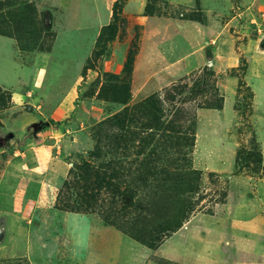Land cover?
<instances>
[{"label": "rangeland", "instance_id": "1", "mask_svg": "<svg viewBox=\"0 0 264 264\" xmlns=\"http://www.w3.org/2000/svg\"><path fill=\"white\" fill-rule=\"evenodd\" d=\"M0 1V27L16 39L25 63H34L29 57L34 52H51L56 42L55 57L45 67L51 90L47 108L75 95V108H67L62 120L40 119L38 104L25 106L39 121L30 126L29 136L44 127L71 129L63 147L70 172L49 180L46 199L30 200V194L26 203L33 216L25 215L23 225H14L21 228L22 234L16 230L21 242L35 226L42 240L67 245L75 240L81 218L68 227L53 226L56 214L45 212L52 205L70 218L86 217L83 234L88 241L91 227L108 228L109 233L100 228L93 234L109 246L105 261L96 246L98 264H264V76L257 72L264 70V0H219L221 17L203 8L201 0H119L116 18L117 0H45L41 6L39 0ZM149 17L175 19L185 26L178 40L155 35L154 41L160 56L166 57L172 47L171 63L185 67V75L144 88L146 83L138 81L145 78L148 65L143 57L136 68V60ZM115 19V38L95 57L104 30ZM219 19L225 29L217 37L194 42L191 21L213 25ZM13 49L4 44L3 57ZM222 96L224 107L214 108L222 104ZM150 97L151 104L140 106ZM130 110L145 120L130 123L131 133L117 146L110 138L119 130L109 120ZM22 119L18 117L20 126ZM12 137L0 126V144ZM259 152L260 164L255 161ZM0 203L5 210L16 206L13 200ZM38 206L45 213L33 211ZM235 210L253 212L258 225L253 232L230 228L226 220L232 218L226 214ZM5 221L2 214L0 222ZM182 222L181 228L192 223L195 233L178 237V231L166 232ZM138 234L163 240L150 248ZM181 242L184 249H179ZM20 246L25 248L26 242ZM62 252L50 257V264H81L73 245ZM7 256H0V264H31L23 255Z\"/></svg>", "mask_w": 264, "mask_h": 264}, {"label": "crops", "instance_id": "2", "mask_svg": "<svg viewBox=\"0 0 264 264\" xmlns=\"http://www.w3.org/2000/svg\"><path fill=\"white\" fill-rule=\"evenodd\" d=\"M43 2H45V0H39L38 5L41 6ZM171 2L179 3L180 1L171 0ZM188 2H193V0H188ZM201 3L203 8L214 9L213 15L221 17L219 9L221 7V1L209 0L210 4L206 5L205 0H201ZM147 19L143 46L137 57L138 60H136V68L137 61L139 62L143 57L148 65L145 78H143L142 82L138 81L142 86L146 83L144 88L154 87L156 85L155 80H157V82L162 79L170 80L172 77L178 76L179 73L185 75V67L182 69L179 67L177 68L171 63L174 59L171 58V55L174 54L172 47L170 53L166 55V57L163 55L160 56L158 54L157 42H154L155 35H158L161 39L164 38L165 40L171 38L169 41L178 40L181 35L179 34V31L185 26L181 25L180 22L175 19L174 22L157 17H149ZM191 23L192 24L189 26V32L192 33L193 36L190 37L198 44L201 42V39L211 40L213 37H217V35L220 34L218 32L225 29V25L220 19L213 25H205L198 23L197 21H191ZM199 24H202V26L204 25L203 28L200 27ZM158 31H161V34H157ZM196 35H198L199 39ZM191 38H189L190 41ZM4 44L13 45L15 47L13 52L6 54L5 58L2 54L4 53V50H1ZM55 47L56 42L51 52H34L29 55V57H31L30 59H32L31 62H34V65H28L29 63H25L22 58V53L18 47L16 39L0 35V85L5 89L11 90L13 95L11 106L0 111V126L2 130H4L5 133L13 135L6 145H3L4 143L0 144V163H2L0 168V202L13 200L14 205H16L12 207V209L6 208V210L0 205V216L3 214L6 219L5 222H0L2 227L0 229L2 239L0 242V256L9 254L7 257L16 258L23 255L28 257V261L31 264H50V257H57L63 253V249H67L69 246L73 245L77 258L80 259L81 264L84 263V260H86L85 264H94V261L97 260L95 252L100 249L101 254L99 257L102 256L103 261H105L108 257L109 246L106 241L105 243H99L96 241L93 234L96 229L101 228L108 233L109 230L106 226L102 225V227H98L97 225H95L96 227H91L92 234L88 241L87 235L84 238L83 234V232L86 233V222H84V220L87 219L86 217L80 216L70 218L71 215L65 216L66 214L61 213L60 209H57L52 205L47 207V211H45L46 213H51L53 216L56 214L51 223L53 226L58 225L68 227L72 224V219H74L73 221L76 223L80 221L81 218L82 223L78 225L80 228L78 230L76 229L74 233L75 240H72L69 245H67L68 242L65 241H47L40 239L41 231L37 230V226H35L31 227V229L29 228L28 232H25L27 239L24 241L26 242V246L23 248V246L20 245H23L24 242L19 240V235L16 232L17 230L19 234H22L21 228L20 230L19 228H14V225L16 224H24H22V222H24L23 219H25V215L33 216L34 214L30 211V208L26 203L28 202L27 200L30 194L33 193L32 196H36H33V198L31 196V198H29L30 200L46 199V192L51 188L50 183H48L49 180L53 181L56 180V178H65L70 172L65 164L66 149H63V147L66 146L65 137L71 135V129L44 127L40 130L38 129L35 135L29 136L30 126L37 125L39 121H37V118L30 116L29 112L24 111L26 105L38 104V107L43 109V112L38 113L40 119L47 120L49 117L52 118L53 116H57V119L62 120L63 117L66 116L67 108H75L73 103L75 100L74 93L71 94L72 97L70 99H65L64 97L57 105L50 109H48L46 105V103L49 102L51 90L49 87L50 85L47 84L49 79L48 69H45V67L49 60L55 57L53 56ZM212 58L213 57L210 56V60H212ZM176 60L178 61L177 58ZM201 60L202 59H199V62ZM50 63L51 61L49 64ZM167 63L171 65H166ZM262 68L264 69V66ZM55 69L58 70L57 67H55ZM257 72H260L259 74L262 73L261 77L264 76V70L262 72ZM157 74L159 75L158 78H153V76ZM150 80H154L152 81V84H149ZM257 96L258 95L256 94L255 100L257 99ZM18 117H23L22 120L24 123L21 126L17 124ZM51 129L54 130L52 131ZM51 142L53 143L51 144ZM54 147H57L58 150ZM4 157L5 159H3ZM49 199L51 201L53 197L50 195ZM43 210L44 208L38 206L34 207L33 211H36L39 215L45 213ZM226 215V217L232 218L231 220H226L230 222V228L232 229H240V226H242V228L246 227L248 229L246 232L251 233L253 232V228L258 226L256 225V220L253 218V212L250 213L244 210H235L234 212L230 211V214ZM197 217L198 216H196V218ZM20 219L22 222H20ZM27 219L31 222V218ZM27 219L26 223L30 224ZM47 219H49V217H47ZM89 222L92 221L89 220ZM191 225L192 223L188 224V226H184L185 229L183 227L178 230V237H180L181 234L193 235L197 228L193 227V229H191ZM6 242L9 243V246H5ZM188 244L189 243H187V245ZM179 246V249L185 248L183 242L179 243ZM238 252L240 253L239 250ZM99 257L98 259H100ZM239 257L244 261L241 255ZM34 259L37 260V262H34ZM169 259L173 260L174 257H170ZM250 261L253 262V259ZM96 264H98V260ZM103 264H106V262Z\"/></svg>", "mask_w": 264, "mask_h": 264}, {"label": "trees", "instance_id": "3", "mask_svg": "<svg viewBox=\"0 0 264 264\" xmlns=\"http://www.w3.org/2000/svg\"><path fill=\"white\" fill-rule=\"evenodd\" d=\"M2 4H3L2 1H0V5H2ZM119 5H120V1L117 0L114 3V6H113V11H114V14H115V18L117 17ZM116 21L117 20L115 19V22L113 24L107 26L106 29L104 30L103 37H102V42H103L102 43V48H100V50H98L95 53V55H94L95 57L96 56L103 55L104 52H105V48H106L105 46H107V43L111 39L115 38V35H116V25H117L116 24ZM0 35L8 36V34L1 27H0ZM9 37H11V36H9ZM103 46H104V48H103ZM113 92H114V90H113ZM11 93L12 92L9 91L8 89H5L4 87L0 86V111L1 110H4V109H7L8 107H10V105L12 103V94ZM221 99H222V104L219 105V106H216L214 108L222 109L224 107V99H223V96H222ZM126 101L127 100L125 99L124 100V103H126ZM153 101H154V97H150L147 100H145L144 103H141L140 106L149 105ZM144 120L145 119H143V116L141 118H135L133 116L132 110L126 111L125 113L116 114L111 120H109V122L110 123L111 122H114L113 125H115L116 127H118L117 129L119 131H118V134L114 138H110V141L113 140L116 143V145L119 146L121 144V142H124L125 141L126 135L129 134V133H131V131H130V129H131L130 123H135V122L140 121V123L142 124ZM255 161H256V163H259V164L262 162V154L260 152L258 153V158L256 157ZM110 164H112V162H110ZM237 164H238V166H240V164H241L240 161H239V158L237 160ZM246 165H249V164L247 163ZM102 180L104 181V177H102ZM192 210H194V209H192ZM182 226H183V222L181 224L175 226L174 228H168L166 230V232H176ZM166 236H168L167 233L165 234V237ZM136 237L139 240L143 241L145 244H147L148 247H150V248L159 247V245L161 244V242L163 240V236H157L154 239L153 238L152 239H149L145 235L138 234V235H136Z\"/></svg>", "mask_w": 264, "mask_h": 264}]
</instances>
